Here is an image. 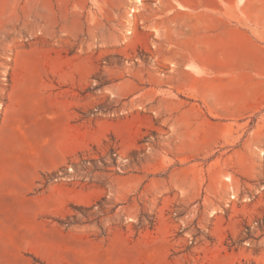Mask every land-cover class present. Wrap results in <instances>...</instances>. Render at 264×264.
<instances>
[{
  "label": "rangeland",
  "instance_id": "374dc122",
  "mask_svg": "<svg viewBox=\"0 0 264 264\" xmlns=\"http://www.w3.org/2000/svg\"><path fill=\"white\" fill-rule=\"evenodd\" d=\"M4 151L5 264H264V0H0Z\"/></svg>",
  "mask_w": 264,
  "mask_h": 264
},
{
  "label": "crops",
  "instance_id": "0c3cea01",
  "mask_svg": "<svg viewBox=\"0 0 264 264\" xmlns=\"http://www.w3.org/2000/svg\"><path fill=\"white\" fill-rule=\"evenodd\" d=\"M192 2L195 3V1ZM209 5L213 7L217 6V3L216 1H214L209 3ZM183 9H185V7ZM0 153H6V155L0 156V161H3L1 162L0 166V174L3 178H1L0 181H3L7 178L12 177L11 175H8L9 170L6 168L9 165L8 161L6 160L5 163L4 160L13 157H11L10 154H7L9 153V151H4ZM9 191L13 192V189L8 188V192ZM20 199H24L23 196H0V243L4 248L8 250V253L6 255H0V264H5V262L9 261V255L11 254L10 250L12 248L19 247L18 241L15 237V231L17 232L18 230L17 212ZM34 243L35 242L32 239L26 238L21 243V247H34Z\"/></svg>",
  "mask_w": 264,
  "mask_h": 264
},
{
  "label": "bare ground",
  "instance_id": "6f19581e",
  "mask_svg": "<svg viewBox=\"0 0 264 264\" xmlns=\"http://www.w3.org/2000/svg\"><path fill=\"white\" fill-rule=\"evenodd\" d=\"M140 1H141V0H135V4L140 3ZM244 2H245L244 0H240V3H241V4H243ZM132 12H136V9H132ZM228 35L231 36L232 33L229 32V33L226 34V36H228ZM230 36H228V37H230ZM260 155H261V156L264 155V151H262Z\"/></svg>",
  "mask_w": 264,
  "mask_h": 264
}]
</instances>
